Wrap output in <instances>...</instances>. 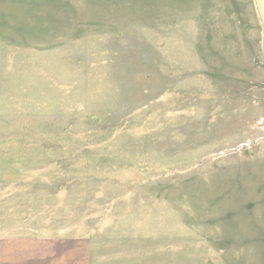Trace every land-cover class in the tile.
<instances>
[{
	"label": "rangeland",
	"instance_id": "374dc122",
	"mask_svg": "<svg viewBox=\"0 0 264 264\" xmlns=\"http://www.w3.org/2000/svg\"><path fill=\"white\" fill-rule=\"evenodd\" d=\"M26 239L264 264L256 0H0V254Z\"/></svg>",
	"mask_w": 264,
	"mask_h": 264
},
{
	"label": "crops",
	"instance_id": "0c3cea01",
	"mask_svg": "<svg viewBox=\"0 0 264 264\" xmlns=\"http://www.w3.org/2000/svg\"><path fill=\"white\" fill-rule=\"evenodd\" d=\"M22 241L25 242L26 244H31L30 248H34L33 251L29 252V256H27V258H26L25 263H27V264H84L85 263V259L83 257L84 254L82 253L83 251L81 250L82 255H80V254H78V249H77L78 244H82L81 246L84 248L85 242L82 240H71V241H69V243H67V245H64V247H63L64 249H61V245H59L58 247H60V249L63 250L62 255L60 253L58 255H56L57 254V253H55L56 246H54V245L48 246L49 250L51 252L50 254H47V253L45 254L44 251L42 252L41 250L38 249L40 246H43V245H39V244L47 245V244H54V243H50V242L46 243L45 240H41V239L15 240V242H22ZM8 243H10V246L6 245ZM56 244H61V243L59 241ZM2 246H4V247H2ZM10 247H12L11 242L0 241V248L7 249ZM30 253H32V254L30 255ZM8 256H9V254H7V253H4V255L0 254V264H10L11 260L13 258L11 257L12 259L8 261V259H9ZM22 260L23 259L14 260L13 264H20ZM17 261H19V262H17Z\"/></svg>",
	"mask_w": 264,
	"mask_h": 264
},
{
	"label": "water",
	"instance_id": "95a60500",
	"mask_svg": "<svg viewBox=\"0 0 264 264\" xmlns=\"http://www.w3.org/2000/svg\"><path fill=\"white\" fill-rule=\"evenodd\" d=\"M256 3H257V7L259 10L260 16H261L263 23H264V0H256Z\"/></svg>",
	"mask_w": 264,
	"mask_h": 264
}]
</instances>
